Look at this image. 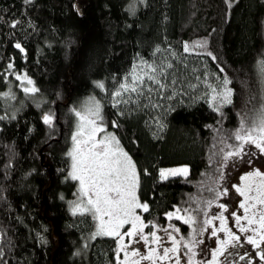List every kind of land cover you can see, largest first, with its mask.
Masks as SVG:
<instances>
[{
  "label": "trees",
  "instance_id": "16d2710c",
  "mask_svg": "<svg viewBox=\"0 0 264 264\" xmlns=\"http://www.w3.org/2000/svg\"><path fill=\"white\" fill-rule=\"evenodd\" d=\"M230 4L0 0V264H117L115 239L93 238L95 218L71 204L78 192L68 155L73 108L91 93L101 105L98 123L138 170L145 222L164 225L168 211L188 210L195 223L189 240L203 238L210 203H226L221 183L229 194L222 163L240 143L241 117L255 118L264 105V0ZM141 61L164 69L158 79L166 89L155 90ZM134 66L143 94L125 93L119 99L128 103L114 105V91ZM24 74L39 92H24L27 83L17 79ZM225 80L233 103L217 112L212 89ZM46 114L54 115L52 125L43 122ZM177 163L188 164L187 175L160 177L161 166Z\"/></svg>",
  "mask_w": 264,
  "mask_h": 264
},
{
  "label": "snow or ice",
  "instance_id": "6c2138e0",
  "mask_svg": "<svg viewBox=\"0 0 264 264\" xmlns=\"http://www.w3.org/2000/svg\"><path fill=\"white\" fill-rule=\"evenodd\" d=\"M26 3H30L31 0H25ZM230 4V0H226ZM18 23V22H16ZM15 27V23L13 24ZM197 46L203 47L204 42H197ZM16 48L23 51L20 44L15 45ZM184 50L189 51V46L185 44ZM160 51V49H157ZM211 55V53H208ZM215 59V57H213ZM141 64L147 66L150 72H145L144 76L147 77L154 85H156V91L164 90L168 87L163 83L159 76L164 75V69L158 68V66H153L147 64L145 61H141ZM9 69L13 66L9 64ZM168 68L172 65L168 64ZM261 70L264 72V61L261 62ZM15 74V73H13ZM18 80H24L31 87H25L23 90L28 94H35L39 92V89L34 86V81H32L27 74L23 76L17 75ZM131 80V82H129ZM172 83H175L173 81ZM230 81L225 80L224 90L217 92L216 89H212L213 95L211 96V101L214 106V110L219 112L221 106L230 105L232 101V89L227 88V84ZM97 87L104 89V83L102 81L96 82ZM145 85L144 78L137 74L136 66H134L133 71L129 76L124 77V82L119 85V87L114 91L113 96L116 98L114 100V105L121 102L128 103L127 100L121 101L119 98L123 97L125 93H137L138 95L143 94ZM147 90L151 92L153 89L148 87ZM5 97L11 96V93H4ZM158 106V105H155ZM75 115L79 117L80 123L77 125V130L74 133L72 139L74 141V148L68 154L72 157V173L71 178L78 180L81 186V192L83 195L88 197L87 203L91 207H81L80 204H76L73 208V212H91L93 217L99 220V226L95 236L106 235L114 238H118L119 242V252H124L125 256L137 257L139 256L141 260H152L155 264V259L161 261L169 260L170 253L176 254L178 252V242L176 237L172 236L167 229H163L164 232L168 234V238L173 241V247L162 248V254L158 253L157 248H149L148 255L140 254L138 249L133 248L130 253L127 251L128 244H126L125 237L131 238V241L139 243L143 241L145 245H162V238L157 235V231H151L145 233L144 229L151 225L153 228L156 225L152 224L151 221L145 223L141 216L135 213V209H143L144 212L149 211V207L146 203H140L138 197L136 196L135 190L138 187L139 178L136 172L135 164L131 157L128 156L123 148L119 144V140L113 133L106 134L102 139L97 140V133H104L106 129L100 126L97 121H103V116L101 115V105L99 101H95L92 98V104L86 108L84 112L76 111ZM54 115L46 114L43 116V122L48 125H52ZM247 121V124L245 123ZM114 126L115 122H113ZM235 140L240 143L237 144L233 151H229L226 154V159L231 157L241 158L245 154V145H253L256 149H259L261 153H264V105L256 112L255 118L250 119L247 116L241 117L240 129L235 133ZM231 147V146H230ZM188 168H177L169 170H161V178L167 179L169 175H187ZM257 176L261 177V184L264 185V173H260L259 170L254 173H249L248 176L244 177L248 180L250 177ZM241 195L245 196V199H249L248 194L243 189H238ZM93 196L95 198H93ZM256 199V198H252ZM257 203L264 205V199H258ZM224 208V205H220ZM244 207L245 213L249 211L247 207ZM253 208L256 204L252 205ZM180 210L177 209L176 213ZM176 213H168V218L171 220ZM235 215V214H233ZM105 217L108 219L105 220ZM177 219L184 220V223H193V218L176 215ZM221 221V226L218 229L212 231V236H217L219 232H226L227 239L219 240V247L213 253V264H220V256H223L228 252V248H236L241 246V237L236 233H233L231 229L225 226V217L223 213L219 217H216ZM236 223L239 226L241 233H247L251 231L255 235H248L246 240L249 244L254 245L256 248H260L261 244L264 243V211L259 213V219H256V213H253L252 217L245 215L244 217L235 216ZM247 221V226L241 224V220ZM207 224H211L212 220L206 221ZM259 224V228L251 227L254 224ZM125 225H130V228L121 232V229ZM174 231L179 232L178 228L173 225H169ZM204 229H202L203 231ZM195 233V229H193ZM259 237L258 239L256 237ZM195 241V236H193ZM130 241V242H131ZM195 243H202V241H195ZM194 246V245H193ZM188 247V245H186ZM191 250V248H189ZM231 255V253H229ZM260 260H264V251L258 253ZM155 258V259H154ZM245 257L241 256L240 259L243 260ZM227 260V257H225ZM121 264H127V259L122 261ZM133 264H139L138 260H134ZM176 264H179L177 260ZM189 264H192L191 260Z\"/></svg>",
  "mask_w": 264,
  "mask_h": 264
},
{
  "label": "rangeland",
  "instance_id": "374dc122",
  "mask_svg": "<svg viewBox=\"0 0 264 264\" xmlns=\"http://www.w3.org/2000/svg\"><path fill=\"white\" fill-rule=\"evenodd\" d=\"M25 82L26 81H24V83ZM28 87H31V85H28ZM224 87L220 89L218 92L223 91ZM227 88L229 87L227 86ZM92 98H94L95 101H99L98 98L92 93L85 95L78 101V103H75L73 110L75 109L76 111L84 112L86 108L92 104ZM99 104H100V101H99ZM72 121L73 122L71 126V135H70L71 139H70L69 153L74 148V141L72 137L77 130V125L80 123L79 117L75 115L74 111H73ZM98 122L99 121H97V123ZM108 133H113V131L106 129L104 133H97L96 139L97 140L102 139ZM245 146H246L244 150L245 154L241 158H236V157L228 158L227 160H224V162L222 163L223 165L222 175L223 176L221 178V181L224 182L226 179L229 194L228 196H226V191H225L226 184L221 183L222 186L220 185V190L221 189L223 190L222 196H223V199L226 197V203L224 200H220L221 202H224L222 204L220 202H215V201H212L210 203L208 212H211L212 215H210L207 218V220H212V223L208 224V229L205 231V233L201 232L203 236V238L201 236L202 239H200L198 234L195 236V241H202V243H195L194 240L193 241L189 240V237L193 235L194 233L193 229L195 226L194 218H193V215L190 213V211L188 210L182 211L179 209L180 211L176 213V210L178 208H175V209L168 211L167 214L172 212V213H176V215L178 216H184L185 218L192 217L193 223L186 224L184 223V220L177 219L176 215H174L173 218L169 220L168 215L166 214V217H167L166 224L156 225V227L152 229H148V227L144 229L145 233H149L151 231H157V235H159L162 238V245H154V244L145 245L143 241L136 243L134 241H131V238L125 237L124 242L128 244L127 251L130 253V251L133 248H135L139 250L140 254L146 256L149 254V248H157L158 253L162 254V248L173 247V241L169 239L168 234L163 231V229H167L168 232L172 234V236L176 237V241L178 242V245H177L178 252L176 254L170 253L169 260L161 261L159 259L154 258L155 264H176L177 260H179V264H189V261L191 260L189 251H192L193 253L192 257L194 258L193 261H195L196 263L213 264V253L220 246L219 240L227 239L226 232H219L217 236L211 235L213 230L220 228L221 221L217 219L216 217H219L221 213H223V216L225 217L226 228L231 229L233 233H236L237 235L241 237V240L239 242L241 246L236 247V248L229 247L228 252H226L223 256H220L217 258L219 259L220 264H264V260H260L259 255H258L259 252L264 251V243L261 244L260 248H256L254 245L249 244L246 240V237L248 235H255V234L251 231V229L247 233H241L239 230V226L237 225L236 219H235V216L244 217L245 215L251 218L253 213H256V219L258 220L259 213L261 211H264V205H260L259 203H257L258 199H264V185L261 184V177L253 176V177H250L248 180L244 179V177L248 176L249 173H254L257 170H259L260 173H264V153H261L259 149H256L253 145H245ZM123 151L126 152L128 156H130V154L124 148H123ZM72 164H73V160H72V157L70 156V175L72 173ZM184 167H187L189 170L187 163H177V164L161 166L159 170V175L161 177V170L177 169V168H184ZM136 172L138 173L137 168H136ZM77 183H78V192H77L76 198H73L71 201L72 208H74L76 204H80L81 207H91L87 203L88 197L83 195V193L81 192V186L78 180H77ZM137 188L135 190V193H136V196L138 197L139 202L142 204L146 203V201L139 198ZM238 189H243L244 191H246L249 199L246 200L245 196L241 195ZM93 198L95 197L93 196ZM252 198H256V199L254 200ZM253 204H256L255 208L252 207ZM220 205H224V208H221ZM241 205H244L245 207H247L249 211L245 213L244 207H241ZM216 208L218 209L219 212L213 211ZM84 213H90L92 215L91 212H84ZM135 213L141 216L143 221L145 222L144 216H143L144 214L143 209L137 208L135 209ZM107 219L108 218L105 217V220ZM95 221L96 222H95V226L93 230L94 233L97 232L98 226H99V220L95 218ZM182 223L188 226L186 228L187 231L183 230ZM240 223L247 226V221L243 219L241 220ZM169 225H173L175 226V228H178L179 232L174 231V229L172 227H169ZM251 227L259 228V224L258 223L254 224ZM129 228H130V225H125L121 229V232L123 233L127 231ZM205 235L208 236V238H205ZM99 236H102V235H99ZM103 236H106V235H103ZM256 238L258 239L259 237L257 236ZM114 239L116 242L115 257H116L117 264H121V262L125 261L126 259H127V264H133L134 260H138L139 264H153L152 260H141L139 256L131 257L129 255L126 257L124 252L118 251L119 249L118 238H114ZM186 245H188V247H186ZM189 248H191V250H189ZM229 253H231V255H229ZM241 256H244L245 258L241 260L240 259ZM225 257H227V260H225Z\"/></svg>",
  "mask_w": 264,
  "mask_h": 264
},
{
  "label": "flooded vegetation",
  "instance_id": "af4514ba",
  "mask_svg": "<svg viewBox=\"0 0 264 264\" xmlns=\"http://www.w3.org/2000/svg\"><path fill=\"white\" fill-rule=\"evenodd\" d=\"M208 259H209V257H208Z\"/></svg>",
  "mask_w": 264,
  "mask_h": 264
}]
</instances>
